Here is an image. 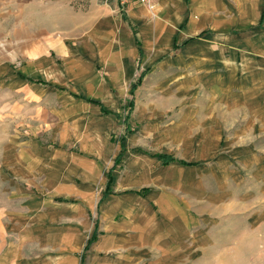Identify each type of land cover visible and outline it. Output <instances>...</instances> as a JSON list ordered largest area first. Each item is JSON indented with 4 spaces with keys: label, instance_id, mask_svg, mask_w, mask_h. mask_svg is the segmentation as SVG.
<instances>
[{
    "label": "rangeland",
    "instance_id": "1",
    "mask_svg": "<svg viewBox=\"0 0 264 264\" xmlns=\"http://www.w3.org/2000/svg\"><path fill=\"white\" fill-rule=\"evenodd\" d=\"M103 1L111 14L115 1ZM209 1L219 5L203 18L211 40L195 35L162 55L154 53L155 45L142 43V58L154 65L148 72H135L133 81L106 74L98 62L87 63L89 55L79 68L85 75L78 76L82 71L72 59L77 54L74 41L67 45L71 52L66 64L55 44L46 50L15 45V60L0 62V201L5 222L15 221V181L29 176L39 181L48 175L53 182L64 176L57 183L60 189L45 192L52 198L84 196L98 203L123 142L126 150L168 154L194 164L164 168L161 204L150 206L154 215L173 212L180 217V242L174 246L179 251L149 252L141 257L142 264H264V0ZM115 5L116 20L125 19L141 43V27ZM137 48L132 42L124 53L137 55ZM40 54L45 61L34 66L26 60ZM41 66L46 70L42 75ZM59 69L64 73L57 76ZM140 75L128 122L132 132L125 134L129 90ZM37 76L49 85L27 81ZM88 100L102 103L111 114L104 115ZM25 167L32 169L30 175ZM85 170L99 171V177L85 185ZM116 171L115 189L130 190L123 189L122 173ZM89 212L95 221L96 211ZM191 219L195 221L189 223ZM113 257L140 262L139 257Z\"/></svg>",
    "mask_w": 264,
    "mask_h": 264
},
{
    "label": "crops",
    "instance_id": "2",
    "mask_svg": "<svg viewBox=\"0 0 264 264\" xmlns=\"http://www.w3.org/2000/svg\"><path fill=\"white\" fill-rule=\"evenodd\" d=\"M115 3L111 5L110 14L106 12L108 3L103 1L100 4V0H0V47H14L0 51V62L15 60V45H38L46 50L47 46L55 44L57 54L62 56L63 64H66L67 54L71 52L69 43L74 41L71 43L77 46V54L72 59H76L78 69L83 68L84 55H89L91 59L87 63L98 62L108 72L106 74L133 81L135 72L139 69L148 72L154 65L142 58V43L147 47L155 45L154 53L162 55L169 48L176 50L179 40L183 46L193 40L195 35H209L211 40L212 34L205 31L203 18L219 6L209 0H152L151 7L130 4L121 11L129 13V18L141 27L140 43L133 27H129L125 19L116 20ZM102 11L105 12L101 15ZM183 25V30L179 32ZM157 37L159 40H156ZM132 42L138 47L137 55H132L131 50V55L124 53V48L131 47ZM139 51L142 55L138 63ZM26 60L31 66L36 61H45L41 54L28 56ZM44 67L41 66L40 75L46 73ZM29 70L39 75L35 70ZM58 71L57 76L64 73L63 69ZM2 73L0 70V76ZM83 74V71L77 73L78 76ZM27 81L42 87L49 85L42 76L28 78ZM88 103L103 113L99 105ZM103 114L111 113L106 111ZM120 143L125 149L124 143ZM120 151L121 148L114 161ZM157 154L161 153L125 149L120 163L111 171V195L102 200L100 198L98 203H92L84 196H77L70 202L62 194L56 195V198L48 195L45 192L48 188L60 189L57 183L63 181L64 176L61 175L54 182L48 175L39 181L30 176L27 180L15 181V189L19 190L15 192V221L5 222V210L0 201V264H142L141 257L149 252L177 253L179 250L174 249V246L178 247L180 242L176 234L180 217L173 212L154 215L150 206L161 204L158 195H163L165 191L162 189L163 169L179 163L163 166L155 157ZM119 165L123 167V172ZM24 169L30 175L32 169ZM116 169L122 173L123 189L130 190L115 189L119 178ZM43 173L33 172V175ZM81 174L85 175V185L92 182L91 178L95 180L99 177V171L90 173L85 170ZM168 182L173 185L172 181ZM145 189L146 192L141 194ZM90 210L96 211L95 221L89 218ZM186 218L188 221V216ZM194 221L191 219L189 223ZM113 255L129 260L139 257L140 262L119 261Z\"/></svg>",
    "mask_w": 264,
    "mask_h": 264
},
{
    "label": "trees",
    "instance_id": "3",
    "mask_svg": "<svg viewBox=\"0 0 264 264\" xmlns=\"http://www.w3.org/2000/svg\"><path fill=\"white\" fill-rule=\"evenodd\" d=\"M141 52L139 51V57H138V63L140 62V58H141ZM142 79H143V76L140 75L133 83L131 89H130V92H129V95H130V99L128 101V105H127V112H126V115L124 117V120H123V124H124V127H125V134H128L132 131L129 130V119H130V114L132 112V109L134 107V99H133V95H134V91L138 88V86H140L141 82H142ZM88 102H91L93 104H96V105H99L100 108H101V111L103 113H106L105 109L101 106L100 103L96 102V101H92V100H88ZM124 139V137H122V139L120 141H122ZM121 148V151H120V154L117 156V158L115 159L114 161V165L112 166V168L109 170V172L107 173V182H106V189L102 195V198H105L106 196H108L110 194V185L112 183V177H111V171H113L116 167V165H118L120 163V157L122 156L123 152L125 151V149L123 148V146L121 145L120 146ZM155 157L158 158V160L162 163L163 166H167L169 165L170 163L172 162H178L182 165H185V166H191V165H194V164H188V163H185L183 161H177L175 158H173L171 155H168V154H157L155 155ZM146 192V189L141 191L140 193H144ZM94 239V236L92 238V240ZM87 248V247H86ZM85 248V249H86Z\"/></svg>",
    "mask_w": 264,
    "mask_h": 264
},
{
    "label": "built area",
    "instance_id": "4",
    "mask_svg": "<svg viewBox=\"0 0 264 264\" xmlns=\"http://www.w3.org/2000/svg\"><path fill=\"white\" fill-rule=\"evenodd\" d=\"M121 9H124L130 4H137L142 6H151L152 0H115Z\"/></svg>",
    "mask_w": 264,
    "mask_h": 264
}]
</instances>
